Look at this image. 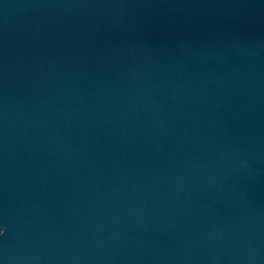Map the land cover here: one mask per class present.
Here are the masks:
<instances>
[{
	"label": "water",
	"instance_id": "obj_1",
	"mask_svg": "<svg viewBox=\"0 0 264 264\" xmlns=\"http://www.w3.org/2000/svg\"><path fill=\"white\" fill-rule=\"evenodd\" d=\"M0 264H264V0H0Z\"/></svg>",
	"mask_w": 264,
	"mask_h": 264
}]
</instances>
